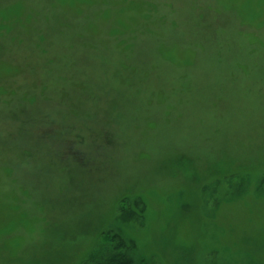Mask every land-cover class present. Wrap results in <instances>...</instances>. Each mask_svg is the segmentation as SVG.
I'll return each instance as SVG.
<instances>
[{
  "label": "rangeland",
  "instance_id": "obj_1",
  "mask_svg": "<svg viewBox=\"0 0 264 264\" xmlns=\"http://www.w3.org/2000/svg\"><path fill=\"white\" fill-rule=\"evenodd\" d=\"M0 264H264V0H0Z\"/></svg>",
  "mask_w": 264,
  "mask_h": 264
}]
</instances>
